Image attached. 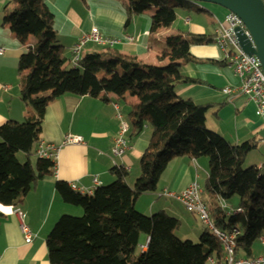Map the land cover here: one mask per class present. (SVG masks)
<instances>
[{
	"label": "trees",
	"instance_id": "trees-1",
	"mask_svg": "<svg viewBox=\"0 0 264 264\" xmlns=\"http://www.w3.org/2000/svg\"><path fill=\"white\" fill-rule=\"evenodd\" d=\"M7 3L4 23L22 44L29 36L35 41L25 45L18 60L20 98L32 113L23 121L11 119L0 124V204L17 206L37 180L53 174L54 163L35 154L43 114L52 99L73 94L106 100L109 93L117 97L129 93L138 101L128 113V137H137L147 124L151 128L133 186L127 184L128 171L122 167H113L115 179L95 186L91 194L74 191L67 182H56L62 199L81 206L83 213L62 214L55 222L45 240L50 264H211L209 258L220 260L221 243L207 228L197 242L183 240L175 233L179 219L163 210L151 215L136 210V199L155 191L168 163L182 156L207 158L202 193L224 202L238 196L232 210L222 208L219 202L207 206L216 228L236 230V255L251 256L255 240L264 234V172L256 165H242L255 144H233L208 129V105L184 99L175 91L178 84L199 81L182 74L179 66L194 59L192 45L212 42L213 35H168L159 55L161 60L168 59L166 65L147 64L108 47L82 55L72 66L58 44L55 16L45 0ZM125 6L128 19L153 10L151 32L170 27L178 7L203 10L189 0H127ZM102 72L109 76L103 77ZM19 151L24 162L17 158Z\"/></svg>",
	"mask_w": 264,
	"mask_h": 264
},
{
	"label": "crops",
	"instance_id": "crops-1",
	"mask_svg": "<svg viewBox=\"0 0 264 264\" xmlns=\"http://www.w3.org/2000/svg\"><path fill=\"white\" fill-rule=\"evenodd\" d=\"M45 1L54 13L58 44L68 59L79 37L92 28H96L103 36L119 40L109 48L135 55L147 64L166 65L168 59L161 60L159 55L165 48L168 35L191 33L214 37L217 29L226 27L227 10L212 3H202L200 8L203 10H197L208 16L210 22L193 20L189 12L194 9L185 8L187 12L182 15L181 28L174 21L170 27H159L151 32L150 16L153 10L132 15L128 19L125 9L127 0ZM4 15L0 16V47L3 48L0 54V124L11 119L23 121L32 113L31 108L20 98L18 60L25 45L35 41L33 36H29L27 43L22 44L10 26L4 23ZM60 31L63 40L59 36ZM94 44H85L82 55L104 49ZM190 51L194 59L182 62L179 69L185 76L199 81L178 84L175 88L177 95L198 104H207L205 126L229 142H254L255 147L247 156L250 155L251 165H256L264 172V115L257 114L255 103L246 95L238 93L230 97L222 92L224 86L238 84V78L225 63L223 53L214 41L194 44ZM101 75L108 77L109 73L102 72ZM106 97L103 100L90 95L64 94L48 103L42 119L41 139L59 145V157L53 174L37 180L17 206L0 204V264H50L46 237L62 214L76 212L71 207L73 204L65 202L58 193L57 181L94 188L112 182L115 175L111 169L122 167L128 171L125 178L127 184L133 186L140 170V157L150 139L151 128L147 124L137 137L130 139L129 124V147L122 155H113L111 148L120 122L117 112L128 120L131 104L138 99L129 93L122 97L109 93ZM68 134L81 136L83 142L63 143ZM17 158L20 159L18 155ZM31 160L34 162L35 158ZM207 174V158L204 156L174 158L162 173L155 191L141 194L136 199L135 207L145 214L163 210L180 220L179 228L186 229V237H196L203 230L196 225L181 202L163 192H179L193 181L202 188ZM17 209L23 214V222L34 234L29 242L24 240L21 232V217L16 213ZM259 242V248L262 249L255 253L252 246L249 257L264 255V244Z\"/></svg>",
	"mask_w": 264,
	"mask_h": 264
},
{
	"label": "built area",
	"instance_id": "built-area-1",
	"mask_svg": "<svg viewBox=\"0 0 264 264\" xmlns=\"http://www.w3.org/2000/svg\"><path fill=\"white\" fill-rule=\"evenodd\" d=\"M196 3V2H194ZM198 4V3H196ZM226 27L219 28L215 31L214 42L223 53V59L228 67L232 70L234 76L238 78V84H230L224 86L221 90L223 93L232 97L238 93L246 95L252 100L257 107V114L264 115V73L259 59L254 55L246 54L240 47L235 36L234 29L240 27L249 36L248 31L242 20L234 13L227 11L225 15ZM129 39L131 37H128ZM88 42H93L103 48L113 46L119 40L115 37H107L100 34L96 28H92L89 32L82 34L78 41L72 47V56L70 63L76 66L82 57V49ZM3 53V48L0 47V54ZM119 127L117 136L113 139L111 148L113 155H122L129 147V139L127 131L129 129V122L118 111ZM83 139L78 135H66L63 143H81ZM60 146L40 140L38 142L35 154L39 158L50 159L55 164L59 157ZM97 184L96 179H94ZM70 188L80 193L91 194L94 188H86L75 184L74 182L67 183ZM177 199L185 207V209L193 214L198 215L199 219L207 226L208 230L220 241L223 257L220 260L209 258L211 264H264V255L255 257H246L236 255V230L222 231L214 226L211 219L208 206L202 201L201 193L202 188L200 185L193 181L185 189L179 192L164 191ZM222 208H227L223 200L218 201ZM240 209L237 208V211ZM16 213L21 217L20 229L23 234L24 240L29 242L32 240L34 234L30 231L27 225L23 222V214L17 209ZM259 240L264 244V236H260Z\"/></svg>",
	"mask_w": 264,
	"mask_h": 264
},
{
	"label": "water",
	"instance_id": "water-1",
	"mask_svg": "<svg viewBox=\"0 0 264 264\" xmlns=\"http://www.w3.org/2000/svg\"><path fill=\"white\" fill-rule=\"evenodd\" d=\"M212 3L236 14L243 22L249 36L240 27L234 29L241 49L256 56L264 73V0H189Z\"/></svg>",
	"mask_w": 264,
	"mask_h": 264
},
{
	"label": "rangeland",
	"instance_id": "rangeland-1",
	"mask_svg": "<svg viewBox=\"0 0 264 264\" xmlns=\"http://www.w3.org/2000/svg\"><path fill=\"white\" fill-rule=\"evenodd\" d=\"M192 3H194V2H192ZM202 3L203 4H206V3H204V2H201V4L199 5V7H201L202 8ZM9 4L7 3V0H4V2H0V16H2L3 14H5L8 10H9V6H8ZM186 10H185V8H181V7H178L177 9H176V16H177V18H176V20H174L175 21V25H179V27L181 28V26H182V21H183V19H182V15H185L186 14ZM189 16H191L192 17V19L194 20H201V19H203L204 21H206V22H210V18L208 17V16H206L203 12H197L196 10H192V11H190L189 12ZM182 28H185V27H182ZM65 34V33H64ZM59 36L62 38V40H63V33L60 31V33H59ZM95 45V44H94ZM96 47V46H95ZM97 48V47H96ZM84 49V48H83ZM69 66H71V65H69ZM17 155H18V157L20 158L19 159V161L20 162H24L25 161V159L23 160V156L22 155H24L23 154V152H21V151H19V152H17ZM251 159H250V155L249 156H247V158L245 159V161L243 162V165H242V167L243 168H246V167H249V166H251V161H250ZM253 162H255V161H253ZM264 162V161H263ZM255 164V163H254ZM201 198L203 199V200H205V204L207 205H212V203L213 204H218V201H217V198H210V196L207 194V193H201ZM238 200H239V198H238V196L237 195H233L231 198H229V199H226V201H225V204H226V207H227V209L228 210H232V209H234V207L238 204ZM71 207H73V209H75V211L76 212H70V213H65V214H70V215H73V216H81L82 215V213H83V210H82V207L81 206H78V205H73V206H71ZM137 210V209H136ZM138 212H140V213H143V214H145L144 212H142V211H140V210H137ZM152 214V213H151ZM150 213H148V214H146V215H151ZM188 214L192 217V219H194V221L196 222V225L201 229V230H204L205 228H207V226L199 219V217H198V215H196V214H192V213H190V212H188ZM195 225V226H196ZM180 229V228H179ZM208 229V228H207ZM175 233L177 234V236L180 238V239H190V240H192V241H194V242H197L198 241V239H199V235L201 234V233H199L198 235H196V237H195V235H192L191 237H186L187 235H186V229L185 228H181L180 230H175ZM259 245H260V242H259V239H257V240H255V242H254V245H253V249H254V252L255 253H258L262 248H259ZM139 249H140V247H139ZM138 252H139V250H138Z\"/></svg>",
	"mask_w": 264,
	"mask_h": 264
}]
</instances>
